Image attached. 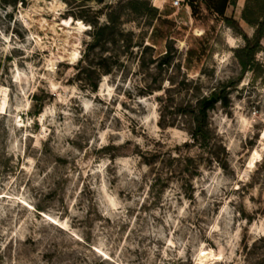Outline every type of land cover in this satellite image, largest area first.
<instances>
[{
  "label": "rangeland",
  "instance_id": "1",
  "mask_svg": "<svg viewBox=\"0 0 264 264\" xmlns=\"http://www.w3.org/2000/svg\"><path fill=\"white\" fill-rule=\"evenodd\" d=\"M187 5L0 0V264H264V47Z\"/></svg>",
  "mask_w": 264,
  "mask_h": 264
},
{
  "label": "trees",
  "instance_id": "2",
  "mask_svg": "<svg viewBox=\"0 0 264 264\" xmlns=\"http://www.w3.org/2000/svg\"><path fill=\"white\" fill-rule=\"evenodd\" d=\"M188 4L197 11L198 3L202 2L206 4L207 8L214 10L215 12L223 15L225 14L229 4L236 5L237 0H185ZM144 4L148 2L144 1ZM242 19L255 27V32L252 37H250L242 28L241 24L233 19H229L230 26L234 27L237 32L244 36L246 40L245 47L239 50V55L245 58V63L250 64L253 62L255 54L263 49L262 41L264 40V0H246L245 7L242 11ZM98 34L94 35L95 40H97ZM206 107L208 105L203 103L200 116L197 117L198 122L194 131V136L196 139L202 138L203 140L208 139L209 134L206 129L205 115Z\"/></svg>",
  "mask_w": 264,
  "mask_h": 264
},
{
  "label": "crops",
  "instance_id": "3",
  "mask_svg": "<svg viewBox=\"0 0 264 264\" xmlns=\"http://www.w3.org/2000/svg\"><path fill=\"white\" fill-rule=\"evenodd\" d=\"M245 4H246V0H237V8L241 7V15H242V11L245 7ZM187 7H189V5H187ZM241 23H242V26L244 28V30L249 34V35H253L254 32H255V27L254 26H251L250 24H248L247 22H245L242 17H241ZM252 33V34H250ZM263 46H264V40H263Z\"/></svg>",
  "mask_w": 264,
  "mask_h": 264
},
{
  "label": "bare ground",
  "instance_id": "4",
  "mask_svg": "<svg viewBox=\"0 0 264 264\" xmlns=\"http://www.w3.org/2000/svg\"><path fill=\"white\" fill-rule=\"evenodd\" d=\"M56 7V6H55ZM58 7V6H57ZM81 25H82V23L81 22H79L78 23V25L77 26H75V28H78V29H80L81 28ZM74 28V27H73ZM78 51H75L74 53H72L73 54V57H77L78 56ZM79 57V56H78Z\"/></svg>",
  "mask_w": 264,
  "mask_h": 264
},
{
  "label": "built area",
  "instance_id": "5",
  "mask_svg": "<svg viewBox=\"0 0 264 264\" xmlns=\"http://www.w3.org/2000/svg\"><path fill=\"white\" fill-rule=\"evenodd\" d=\"M182 2H183V0H173V5L174 6H181L182 5Z\"/></svg>",
  "mask_w": 264,
  "mask_h": 264
},
{
  "label": "water",
  "instance_id": "6",
  "mask_svg": "<svg viewBox=\"0 0 264 264\" xmlns=\"http://www.w3.org/2000/svg\"><path fill=\"white\" fill-rule=\"evenodd\" d=\"M216 101V97L215 96H212L210 99H208L206 101V103H212V102H215Z\"/></svg>",
  "mask_w": 264,
  "mask_h": 264
}]
</instances>
